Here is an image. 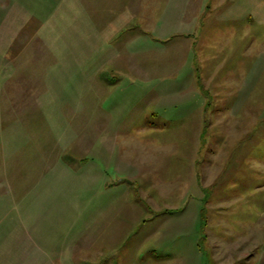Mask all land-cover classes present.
<instances>
[{
    "label": "rangeland",
    "instance_id": "obj_1",
    "mask_svg": "<svg viewBox=\"0 0 264 264\" xmlns=\"http://www.w3.org/2000/svg\"><path fill=\"white\" fill-rule=\"evenodd\" d=\"M231 1L0 0V264H264V4Z\"/></svg>",
    "mask_w": 264,
    "mask_h": 264
},
{
    "label": "crops",
    "instance_id": "obj_2",
    "mask_svg": "<svg viewBox=\"0 0 264 264\" xmlns=\"http://www.w3.org/2000/svg\"><path fill=\"white\" fill-rule=\"evenodd\" d=\"M230 1H231V0H230ZM261 2L264 4V0H261ZM233 3H234V0L231 1V5H232ZM226 6L229 7V2H226V3L224 2V3L222 4L221 8H224V7H226ZM227 7H226V8H227ZM226 8H224V9H226Z\"/></svg>",
    "mask_w": 264,
    "mask_h": 264
}]
</instances>
